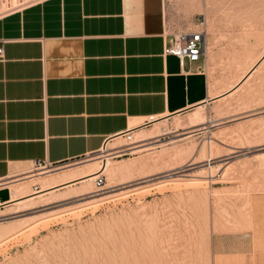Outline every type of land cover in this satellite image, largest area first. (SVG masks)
I'll return each instance as SVG.
<instances>
[{
  "label": "rangeland",
  "instance_id": "rangeland-1",
  "mask_svg": "<svg viewBox=\"0 0 264 264\" xmlns=\"http://www.w3.org/2000/svg\"><path fill=\"white\" fill-rule=\"evenodd\" d=\"M16 1L0 0V14L26 2ZM259 9L250 0H164L163 10L172 33L205 32L210 85L216 92H227L264 47V27H254L264 13ZM260 71L224 98L204 103L208 119L212 118L206 129L180 133L184 129L174 125L193 109L158 116L155 124L162 134L156 138L127 144L135 138L133 133L129 139L122 135L120 140H109V150L36 164L12 179L9 184L17 185L11 188L20 186L30 193L41 187L43 179L62 175L66 168L70 172L99 163L96 156L109 151L108 165H114L116 175L106 176L112 173L107 166L108 174L100 173L101 185L94 179L76 180L36 193L33 201L29 197L19 204H2L0 264H264V72ZM155 124L142 121L135 128L154 132ZM144 141L150 142L138 151L128 148ZM115 165L123 166V176ZM47 169L51 170L38 173Z\"/></svg>",
  "mask_w": 264,
  "mask_h": 264
},
{
  "label": "crops",
  "instance_id": "crops-1",
  "mask_svg": "<svg viewBox=\"0 0 264 264\" xmlns=\"http://www.w3.org/2000/svg\"><path fill=\"white\" fill-rule=\"evenodd\" d=\"M250 1L264 12V0ZM163 9L164 0H39L0 14V206L38 162L86 156L150 116L224 93L209 94L206 51L192 61L163 51L176 34ZM262 48L253 74L264 72Z\"/></svg>",
  "mask_w": 264,
  "mask_h": 264
},
{
  "label": "bare ground",
  "instance_id": "bare-ground-1",
  "mask_svg": "<svg viewBox=\"0 0 264 264\" xmlns=\"http://www.w3.org/2000/svg\"><path fill=\"white\" fill-rule=\"evenodd\" d=\"M4 1H6V3H7V0H4ZM16 1V0H15ZM20 1V0H19ZM17 2V1H16ZM22 2V1H21ZM20 2V3H21ZM191 2V1H190ZM9 3H10V1H9ZM11 3H14L13 1L11 2ZM19 3V2H18ZM185 3H186V1H185ZM17 4V3H16ZM184 4V3H183ZM187 4V3H186ZM196 4L198 5V6H200V7H202V8H204V3L203 2H199V1H197L196 2ZM185 5V4H184ZM207 5V4H206ZM10 6V5H9ZM186 6V5H185ZM4 7H6V5L4 6ZM3 9V8H2ZM7 9V8H6ZM205 49H206V47H205ZM259 57V56H258ZM258 57H255L254 58V60L250 63V65H249V67L245 70V73L236 81V83H235V85H233L230 89H228V91L227 92H224V93H222V94H218V96H216V97H213L212 99H219V98H224V96H226V95H228V94H230V93H232V92H234L235 90H237L241 85H243V83L245 82V80L247 79V78H249V76L251 75V74H253V71L255 70V69H257V67H259L258 66V64L260 63L259 61H258ZM261 59V58H260ZM255 72V71H254ZM214 89H212V86H210V91H209V94L211 95V94H213L214 93V91H213ZM211 99V98H210ZM208 102V100L207 101H205L204 103H207ZM204 103L203 104H199V105H197V106H195V107H193V110H192V112L191 113H189L184 119H180V118H177L176 119V123L177 124H174L175 126H177L178 128V130L179 129H184L183 131H181L180 133H187V132H191V131H194V130H197V129H203V128H207V126L205 125L206 123H208V122H211L212 121V118L211 119H208L209 117L206 115V112H205V107H204ZM219 110V109H218ZM217 110V111H218ZM157 119V117H153L152 119H150L149 121H154V124L155 123H158V122H156L155 120ZM160 120V119H159ZM159 120H157V121H159ZM165 120V119H164ZM161 122V121H160ZM165 121H163V123H164ZM163 123H161L162 125H163ZM137 124V123H136ZM160 124V123H159ZM132 125H133V123H132ZM135 125V124H134ZM156 126H157V124H155ZM164 126V125H163ZM211 126V125H210ZM137 127V126H136ZM144 128V127H143ZM142 127L140 128L139 127V129L137 128H131V130L129 131V132H127L131 137H132V133H133V136L135 137L133 140H131V141H129V142H127V144H130V143H135V142H138V141H141L142 139H149L150 137H155V136H158L161 132V128H158V126L155 128L156 130L154 131V132H143V129ZM176 128V127H175ZM150 129V128H149ZM176 129V130H177ZM152 130H154V129H152ZM166 130H167V128H166ZM186 130V131H185ZM150 131V130H149ZM165 131V130H164ZM126 133V134H127ZM162 134V133H161ZM164 135H165V132H164ZM187 136V135H186ZM120 137H122V135L121 134H119V135H116V136H114V137H112V139H114L113 141H115L116 139L118 140ZM163 137V136H162ZM156 138V137H155ZM184 138V137H183ZM172 139L174 140V138L172 137ZM116 140V141H117ZM120 140V139H119ZM149 140H151V139H149ZM153 140V139H152ZM158 141V140H157ZM162 141V140H161ZM172 141V140H171ZM119 142V141H118ZM145 142V141H144ZM148 142H150V141H148ZM148 142L146 143H142L141 142V144H139V145H131L130 147H128V148H130V149H137V151H138V147H141V145H145V144H148ZM159 142V141H158ZM170 142V141H169ZM117 143V142H116ZM139 143V142H138ZM154 143V142H153ZM110 142H109V140H106V143H105V145L102 147V148H100L98 151H106L107 149L109 150V146H110ZM155 144V143H154ZM159 145V144H158ZM112 146V145H111ZM154 146V145H153ZM152 146V147H153ZM116 147V146H115ZM115 147H112V148H115ZM111 148V147H110ZM148 148V147H147ZM143 149V148H142ZM180 150H181V148H179ZM178 148H177V150L178 151H180ZM141 150V149H140ZM183 150V149H182ZM136 151V150H135ZM176 152V151H175ZM181 152H183V151H180V153ZM112 152L111 151H109V152H107L106 154H98V156H96V155H94V156H96V157H98L100 160H99V163L97 162H95L94 164H92V165H89L88 167H86V166H84V165H82V166H84L85 168H81V169H78V168H76V169H73V170H71L70 172H68V168H66L67 169V172L66 173H63L62 175H61V173H59L60 175L59 176H54V177H50V178H45V179H43L42 180V182L40 183L39 182V180L37 179L36 180V177H35V180L36 181H38L40 184H41V187H39V188H37L36 190H34V191H32V192H30V193H25L24 191L25 190H22L23 188H20L19 189V187L17 188V187H12V193H11V200L10 201H15L16 203H18L19 204V202L20 201H22L24 198H32V195H34V194H36V193H39V194H43L44 192H47V191H49V190H53L54 188H56V187H58V186H62V185H70L72 182H74V181H76V180H80V181H82V182H89V181H91V180H93V179H95L96 178V176L97 175H99L100 173H103V172H105L104 174H108V172H109V170H107L106 168H107V166H109L108 165V163H110L109 162V157L107 156L108 154H111ZM172 153V152H171ZM179 153V152H178ZM177 153V154H178ZM175 154V153H174ZM113 155V154H112ZM169 156H170V153L168 154ZM168 156V157H169ZM172 156V155H171ZM98 161V160H97ZM155 161V160H154ZM90 162H92V161H90ZM89 162V163H90ZM144 163V162H143ZM85 164H88L87 162L85 163ZM91 164V163H90ZM112 164V163H111ZM125 164V163H124ZM128 164H131V163H128ZM127 165V164H126ZM134 165V164H133ZM136 165V164H135ZM134 165V166H135ZM143 166L145 165V164H142ZM112 166H113V169H111L112 168ZM116 166V165H115ZM142 166V167H143ZM66 167V166H65ZM74 167V166H73ZM76 167V166H75ZM80 167V166H79ZM109 167H111L110 168V170H111V174L110 175H106V176H112V174L115 172L114 170H115V167H114V165H111V166H109ZM108 167V168H109ZM119 167V166H118ZM123 167V166H122ZM122 167H121V165H120V167L117 169V166H116V171L117 170H119V171H121L120 172V176H123V175H121V173L122 172H124V171H122ZM124 167H125V165H124ZM133 167V166H132ZM141 167V165H140V168H142ZM64 168V167H63ZM69 168H71V167H69ZM120 168H121V170H120ZM124 169V168H123ZM127 169V168H126ZM126 169H124L125 171H126ZM129 169V168H128ZM134 169V168H133ZM136 169H137V167H136ZM135 169V170H136ZM51 169H47V170H40V172H38V173H45V172H49ZM56 170H58V169H56ZM55 169H54V173H55V171H56ZM106 170H107V172H106ZM60 171V170H59ZM129 171H132V170H128V172ZM134 171V170H133ZM132 171V172H133ZM127 172V171H126ZM117 174H118V172H116ZM123 174V173H122ZM125 174V173H124ZM129 174V173H128ZM28 176V175H27ZM40 176V175H39ZM42 176V175H41ZM116 175H115V173H114V177H115ZM119 176V175H118ZM144 176V175H143ZM30 177V176H29ZM32 177V176H31ZM20 178V177H19ZM109 178V177H108ZM113 178V177H112ZM116 178V177H115ZM114 178V179H115ZM31 179H34V178H31ZM111 179V178H110ZM18 181V180H17ZM16 181V182H17ZM29 181H31V180H29ZM15 182V181H14ZM13 182V183H14ZM24 182H27V181H24ZM33 182V181H32ZM2 183V182H1ZM19 183H22V182H20L19 181ZM19 183H18V185H19ZM28 183H30V182H28ZM28 183H26V184H28ZM91 183V182H90ZM23 184V183H22ZM26 184H24V185H26ZM32 184V183H31ZM7 185V184H6ZM17 185V184H16ZM16 185H11V186H16ZM23 185V186H24ZM72 185V184H71ZM89 185H91V184H89ZM88 185V186H89ZM29 186H31V185H29ZM29 186L27 187V185L25 186V187H27V188H29ZM82 186V185H81ZM81 186H79V187H81ZM87 186V185H86ZM32 187V186H31ZM91 187V186H90ZM27 188H25V189H27ZM86 188H89V187H86ZM70 189V188H69ZM72 189V188H71ZM78 189V188H77ZM77 189H76V192H77ZM81 189V188H80ZM83 189V188H82ZM82 189H81V191H82ZM28 190V189H27ZM26 190V192H28ZM84 190V189H83ZM86 190V189H85ZM6 191V190H5ZM66 191V190H65ZM90 191H92V190H90ZM2 192V194L1 195H3V193H5L4 192V190L3 191H1L0 190V193ZM22 192H24L25 194H22ZM68 190H67V194H68ZM75 192V191H74ZM75 192V193H76ZM7 194V193H6ZM78 194V193H77ZM83 194V193H82ZM81 194V195H82ZM5 196V195H4ZM3 196V197H4ZM26 196V197H25ZM36 196V195H35ZM43 196V195H42ZM49 196V195H48ZM51 196V195H50ZM78 196V195H77ZM7 197V196H6ZM37 197V196H36ZM41 197V196H40ZM35 198V197H34ZM30 200V199H29ZM29 200H27V201H29ZM34 199L32 198L31 199V201H33ZM26 201V202H27ZM14 202V203H15ZM8 203V202H7Z\"/></svg>",
  "mask_w": 264,
  "mask_h": 264
},
{
  "label": "built area",
  "instance_id": "built-area-1",
  "mask_svg": "<svg viewBox=\"0 0 264 264\" xmlns=\"http://www.w3.org/2000/svg\"><path fill=\"white\" fill-rule=\"evenodd\" d=\"M23 1L26 2L23 5L18 6L16 8L29 5L39 0H23ZM163 51L166 54L176 55L180 59V61H182L184 58H187L190 61L197 60L202 55H204L206 51L205 32L203 30H191L190 32H178L176 34H173L167 40ZM2 52L3 49L2 46H0V57H2L3 54ZM152 118L153 117L150 116L145 121L148 122ZM129 131L130 130H126L121 135H125V137L129 139L131 138V136L127 133ZM41 163H45V162H38L37 164H41ZM102 181H103V177H101V174L97 175L96 178L94 179L96 185H101Z\"/></svg>",
  "mask_w": 264,
  "mask_h": 264
}]
</instances>
